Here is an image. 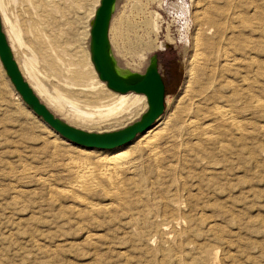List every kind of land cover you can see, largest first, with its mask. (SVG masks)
<instances>
[{
    "label": "rangeland",
    "instance_id": "374dc122",
    "mask_svg": "<svg viewBox=\"0 0 264 264\" xmlns=\"http://www.w3.org/2000/svg\"><path fill=\"white\" fill-rule=\"evenodd\" d=\"M56 1L4 0V6L10 19L21 27L25 41L33 43L34 38L30 33V26L47 30L48 34L54 31L56 34H61V37L57 36V38L61 41L59 43L63 56L73 61L81 57L76 62L83 65L87 58L91 59V53L86 45L87 42H80L81 48L84 47V49L80 53H76L77 45L69 42L71 34H73L70 31V26L73 20L77 19V13L91 10L94 0H81L82 2L80 0H69V2L68 0L65 2L58 0V3ZM253 1L259 3L263 7L261 9H264V0H235L234 6H227L224 0H121L115 11L110 31L114 55L124 66L135 69L134 73L138 74H144L151 57L157 56L159 71L166 84V107L162 117L171 114L178 105L186 104L184 92L186 84H190V77H193L191 86L196 92L199 89V92L201 90L204 93L207 92L208 97L215 96L216 98L229 96L230 89L225 87V82L229 79L233 80L236 76L232 72H226L225 68L222 69L224 65L222 61L209 62L207 71L211 67L210 71L204 74L200 73L201 76L199 74L197 76L195 73L197 63L195 64L194 59L203 51L199 41L208 39L209 42H217V40L214 41L216 38L213 29L202 17V11L208 10L214 5L219 6L227 13L235 12L239 17L240 20L235 22L236 25L239 24L238 26L242 29L245 28L244 35L239 38V41H243L247 45L251 40L249 41L246 36L252 30H256L255 35L258 34L255 43L259 66L258 94H256L257 99L264 102V12L257 13V16L251 12V16L244 19L245 23L248 21L247 25L240 23L241 16L251 10L249 8ZM50 6L55 8L52 9ZM48 7L52 10L57 8V13ZM48 9L51 11L50 13ZM78 10L80 11L78 12ZM59 20H63V22ZM85 21L82 20L83 23L79 24L77 29L81 30L87 23ZM83 39L86 37L83 36ZM43 40L39 41L41 45ZM43 47L47 50L50 46L48 43L46 45L44 43ZM212 70L214 71L211 72ZM208 74L213 76L208 77ZM43 81L50 88V83ZM203 85L207 87V90ZM212 87L215 89L211 90ZM187 101L189 100L187 99ZM145 102L148 103L147 98ZM216 102H221V99H216ZM202 103L204 108L209 106L207 101ZM247 109L240 118L243 128L246 127L244 130L247 135L239 144L244 143L239 147V152L237 149L227 152L219 149L217 152L216 150L215 152L218 154L214 152L212 160H216L213 161L210 171H206L205 164H192L191 169L183 170L181 173L184 177L180 182L187 181L186 187H182V183L170 181L155 182V174H148L147 179L142 182V186L144 189L152 190V193L155 192L153 197L151 196L152 198L141 195L142 199L134 197L131 200V197L126 196L127 203L122 206L121 210V207L115 206L111 200H105L104 197L98 196L95 198L99 205L97 211L79 213L84 211L83 205L78 203L80 202L78 199L72 198L73 196L68 190L76 175L62 167V164L68 163V157L72 162H80V160L82 161L81 155L88 152H92L90 157L94 159L98 154L112 155L132 150L137 139L145 132L130 143L110 151H106L107 149L103 151L90 150L78 146L63 139L51 129L52 134H50L45 124L17 99V93L0 62V264H111V260L112 264H149L150 262L153 264H177L179 260L181 262L179 261L178 264H264V109H257L255 119H249L251 117ZM66 110L68 111L66 114L71 116L72 107L68 106ZM59 116L64 117L65 115ZM65 118L68 121L69 118ZM80 128L82 127L77 126V129ZM100 129V126H96L94 129H86V131L97 133ZM251 139L252 141H250ZM232 140H226V143L234 146L236 143L233 144ZM230 161L231 163H229ZM38 179H47L48 182L40 184ZM137 181L140 182V177ZM154 182L155 184H153ZM162 183L164 184L162 185ZM150 186L152 187L150 188ZM189 186L192 187L191 194L194 193L193 199L188 198ZM127 188L130 189L128 190L129 194L135 191L141 192V189H137L133 183L129 184ZM19 191L23 193L18 194ZM200 193H203L201 198ZM162 194L166 197L167 203L182 200L181 202L185 201L184 204H186L190 201L191 208H184V213H180L179 217L184 218L185 214L192 213L191 219L188 216L182 218L183 222H180V225L182 224L180 226L175 224L174 217L164 216L162 218L163 215L158 214L164 205L165 198L162 200ZM182 194H185L186 197ZM204 194L205 197H203ZM14 198L17 200L15 201ZM140 200L143 204L144 201H147L145 205L152 203L154 215L152 214L148 218L141 215L143 204ZM112 204L116 207L115 209ZM98 210L101 212L99 211V213ZM199 212L200 214H197ZM120 213L123 214L120 215ZM81 214L86 215L82 216ZM128 219L132 220V223ZM135 227L136 229H134ZM175 232H178L177 236ZM136 234L137 236H135ZM145 236L146 239L152 238H148L147 241ZM183 236L186 239L182 238ZM176 240L178 241L176 242ZM185 242L187 245H184ZM193 244L198 245L194 246ZM166 245L168 247H164ZM109 250L111 252L107 253ZM216 251L218 258L214 261L212 258Z\"/></svg>",
    "mask_w": 264,
    "mask_h": 264
},
{
    "label": "bare ground",
    "instance_id": "6f19581e",
    "mask_svg": "<svg viewBox=\"0 0 264 264\" xmlns=\"http://www.w3.org/2000/svg\"><path fill=\"white\" fill-rule=\"evenodd\" d=\"M33 1H35V0H33ZM100 1L101 0H94L93 3L91 4V10H87L84 13H82L80 10H78V12L80 11L79 13H77L75 11L78 14V17H77V19L75 18L76 20L75 19L73 20V22L71 23V26L69 25L70 31H71V33H73V34H71V38H70L71 41H69V42H72V43L77 45L75 47L77 49L76 53H80L81 50L84 49V47L81 48L80 42H87L86 45L88 46V49L90 51L89 34H90V30H91V24L94 20L96 9L100 5ZM120 1L121 0L116 1L113 17L115 15V11H116L117 6L119 5ZM224 1H226L227 6L228 5L234 6L235 0H224ZM46 2L48 3V1H46ZM61 2H65V0L61 1ZM68 2H69V0H68ZM35 3L37 4V2H35ZM50 3H51V1H50ZM59 3H60V1H59ZM256 3H254V1H253V4L249 8L251 10L248 9L250 12L248 11L249 13L247 12L246 14H243L241 16L242 21L241 22L239 21L240 23L247 25L248 21L245 23L246 20H244V19H246L247 16H251L252 13L256 14V16H257V13L259 14V12H264V9H261L263 7H261V5L259 3H257V4ZM224 5H225V3H224ZM71 6H72V4H71ZM35 7H37V6H35ZM50 7H52V6H50ZM54 8L52 7V9H54ZM49 9H48L49 13L51 11H53L55 13L58 10L57 8H56V10L50 9L51 11ZM235 9H237V8H235ZM204 10L202 11V17L206 21V23H208L211 26V28L213 29L212 31L215 33L214 36L216 38L214 41L217 40V42H209L208 39L207 40H204V39L200 40L199 39L200 41L197 40L200 42V47L203 48V51H201V53L199 55H197L196 59H194L195 64L197 63L196 68H195V71H196L195 73H196V75L199 74L201 76L200 73L204 74V73L210 71L211 67L207 71L209 62L211 63V62L222 61L224 63V65L222 64L223 65L222 69L225 68L226 72H228V73L232 72L236 76L233 78V80L229 79V81L227 80V82H225V87L230 89V95L226 96V97L216 98L215 96L214 97H211V96L208 97L206 95L207 92L204 93L202 90L199 92V89H198V92H196L192 89L193 87L191 86V84H192L191 80L193 81V77H190V78L188 77L190 79V81H189L190 84H188V83L186 84L185 92H184L185 93L184 98L186 100V104L185 103H183L182 105L180 104L174 109V111L171 114H168L167 116L165 115L163 117L161 116L158 119V121L156 122V125H154L152 128L147 130L144 135H142L139 139H137L138 141L132 150L128 148L129 150H127V151L117 152V153L112 154V155H105L104 153L98 154L94 159H91V157H90V153H92V152H90V153L88 152V153H84V155H81L82 161L80 160V162H72V161H70V157H68L69 158V161H67L68 163L62 161L64 163H66V164H62V167L66 168L67 170L72 171L76 175L74 180L70 183L71 187L68 190H69V193L72 194V196H73L72 198L78 199L80 202H78V200H76V201L79 204L83 205L82 209H84V211H80L79 213H92V212L97 211V207L99 205L96 202L95 198L98 196L104 197L105 200L106 199L111 200V202H113L115 204V206L121 207V210L123 208L122 206L126 205V203H127L125 201L126 196L131 197V200L134 197L141 198L142 197L141 195H147V196L153 197V194L155 192L152 193L151 192L152 190L144 189L142 186V182L147 179L148 174H153V173L155 174V178H154L155 182L170 181L172 183H182V187L183 186L186 187L187 181L186 182H180V181H183V180H181L184 177L181 174L183 172V170L191 169L192 164L202 163V164H205L204 168L206 169V171H210V169H212V166H213V161L216 160V159L212 160V157H213L214 152L216 150H217V152L219 150L227 152V151H230L233 149H237V151L239 152V149H240L239 147L242 144H244V143H242L241 145H239L242 142L243 137H245L247 135V134L245 135L246 131L244 130V128H246V127L243 128V125L240 121L242 114H244V111L246 110V108H248L247 112H249V116L251 117L249 119H253L256 116L257 109H259V108L264 109V102H261L257 99V94H258L257 89H258V81H259L257 79L259 77V66H258V60H257V55H256L257 49H256L255 43L257 41L256 36L258 34L255 35L256 30H252L251 33L246 36L249 38V41L251 40L246 45L245 42L239 41V38L243 37V35H244L243 30L245 28L242 29L240 26H238L239 24L236 25L237 23H235V22L239 19V17L236 15L235 12L227 13V11L222 10V7L215 6V5L213 7L208 8V10H205V11ZM35 11L38 12L37 9H35ZM69 11L71 12L70 9H69ZM242 13H244V12H242ZM239 14H240V12H239ZM0 16H1L2 24H3L4 33L7 37L9 46L11 48V51H12L13 56L15 58V61L18 64V67L20 69L21 74L23 75V77L25 78V80L27 81L29 86L33 89V91L35 92L37 97L40 99V101L43 104H45V106L56 117H58L60 120L65 122L67 125L75 128V129H77V126H80L82 128H80L78 130H81V131H84V132L90 133V134H93V133H92V131H88V130H92L96 126H98V127L100 126L101 127L100 131L95 133V134H106V133H111V132H115V131H119V130H122L124 128H127L131 124L140 120L142 118V116L149 109L148 103L145 102L147 97L145 98L146 95H144V94H138L135 92L120 94V93H115V92L109 90L107 88L106 83H104L103 81H101L98 78L94 64L90 58L89 59L87 58L88 56L86 57L87 60L83 65L80 64L79 62L78 63L76 62L81 57L79 59L76 58L77 59V60L75 59L76 61H73L72 59H66V57L63 56L62 50L60 48L61 47V45H60L61 41H59V38H57V36L61 37L60 36L61 34L60 35L58 33L56 34L54 31H52L51 33L48 34L47 30L45 31L44 29H39L37 27L30 26V33L34 38V40L32 41L33 43H30V42L25 41L24 36H23V31H22L21 27L18 25V23H14L10 19V17L8 16L7 11L5 9V6H4V0H0ZM36 16H37V14H36ZM69 17L67 16V18H69ZM113 17H112V20H113ZM70 18L72 19V17H70ZM82 20H86L85 22H87V23H85L86 25H84V27L82 26L83 28L81 29L82 30L81 31L80 29H77V27L79 24L83 23ZM59 21L63 22V20H59ZM40 24L42 25L44 23H40ZM111 24H112V21H111ZM49 28H51V27H49ZM110 31H111V27H110ZM83 36H85L86 39H83ZM87 36H88V38H87ZM63 38L64 37L62 36V39ZM40 40L44 41L42 43V45L39 42ZM44 43H45V45L48 43V46H50L47 50H45L43 47ZM110 43H111V47H112V55H113V58L115 60L116 68H117L118 72L124 76H129L131 74H134L135 69L133 70L129 66H124L115 57L114 52H113L111 37H110ZM200 47L198 46L199 49H200ZM49 49H50V52H48ZM86 49H87V47H86ZM41 52L43 53V55ZM149 62H150V60H149ZM149 62H148V65H149ZM219 69H221V68H219ZM213 71L214 70H212L211 72H213ZM191 75H193V74H191ZM210 75L211 74H208L207 76L210 77ZM211 76H213V75H211ZM259 79H261V78H259ZM43 80L50 83V85H51L50 88L46 85V82L44 83ZM201 82H203V81H201ZM194 84H195V82H194ZM206 85H207V83H206ZM204 87H205V89L207 88L206 86H204ZM213 88L214 87H212L211 90H213ZM14 89H15V87H14ZM214 91H216V90H214ZM16 93H17V99L19 101H21L24 105H26V103L23 101V99L19 95V93L17 91H16ZM193 93H195V94H193ZM222 95H223V92H222ZM187 99L189 101H187ZM216 99H221V102H216ZM203 101L209 102V104H208L209 106L204 108L203 103H202ZM147 102H148V100H147ZM68 106L72 107L73 112L72 111L70 112L71 116H68V114H66V111H67L66 107H68ZM30 111L35 116H37L32 110H30ZM62 114L65 116L64 117L59 116ZM247 115H248V113H247ZM65 117L69 118L68 121L65 120L66 119ZM38 119L45 124L46 129L48 130V132L50 134H52V131L57 133L53 128H51L41 118L38 117ZM245 121H249V120H245ZM75 125H76V127H75ZM249 125H250V123H249ZM253 125H255V123H253ZM86 129H88V130L86 131ZM57 134L60 135L59 133H57ZM249 137H250V135H249ZM63 139H65V138H63ZM229 139H233L232 140L233 144H234V142L236 144L234 146L231 144H227L226 140H229ZM65 140H67V139H65ZM67 141H69V140H67ZM250 141H252V139ZM69 142H71V141H69ZM85 148H87V147H85ZM89 149L90 150H99V151L106 150V149H96V148H89ZM110 150L111 149H107L106 151H110ZM217 152H215V153L218 154ZM54 153H56V152H54ZM93 156H95V154ZM72 159H73V157H72ZM80 159H81V157H80ZM227 159L229 160V158H227ZM58 161L60 162V159ZM218 162H221V161H218ZM229 163H231V161ZM59 164L61 165V163H59ZM233 165H235V164H233ZM215 169H216V166H215ZM219 171H221V170H219ZM23 172H25V171H23ZM72 172H69V173H72ZM202 173H204V172H202ZM209 173H211V172H209ZM215 173H218V172H215ZM25 174H26V172H25ZM72 176H74V175H72ZM194 176H195V174H194ZM200 176H201V174H200ZM139 177H140V182L137 181V179ZM223 179H224V177H223ZM38 180L37 181H38V183L40 182V184H45L48 182L47 179H38ZM155 182L153 184H155ZM131 183H133L135 185V187H137V189H141V192L135 191V192L131 193L129 191L130 192V194H129L128 190H130V189L127 188V186L129 184L131 185ZM208 183H206V184H208ZM163 184L164 183H162V185ZM197 184H195L196 187H197ZM211 184H209V185H211ZM195 185H194V187H195ZM223 185H224V183H223ZM167 186H169V185H167ZM203 186H204V184H203ZM151 187L152 186H150V188ZM189 187H190V191H189L188 198L193 199L194 193L191 194L192 187L191 186H189ZM226 187H225V190H226ZM177 188H179V187H177ZM21 192L22 191H19L18 194H20ZM197 192H198V190H197ZM158 194H159V192H158ZM201 194H203V193H200V198H201ZM173 195H174V193H173ZM183 196H185V194ZM161 197H162V200H163V198H165L163 200L164 205H162L163 209L160 210L161 212L159 211L158 214L161 213L163 215L162 218H164V216L174 217V220H176L175 224L177 223L178 225H180V222L182 221L183 217H179V215L182 212L184 213V211H183L184 208L185 209L191 208V205H190L191 202L188 201L186 204H184L185 201L181 202L182 200L181 201L177 200V201H172V202L167 203V199L163 194L161 195ZM203 197H205V194ZM206 197H207V195H206ZM210 197H211V195H210ZM15 198H16V196H15ZM16 200L17 199H15V201ZM199 200H201V199H199ZM146 202L147 201H144V204H143V202L141 201V203L143 204L142 210H141V213H142L141 215L144 216V218H148L152 214L154 215V213H152V210H153V206L151 205L152 203L145 205ZM153 203H154V201H153ZM112 206H113V204H112ZM197 207H199V206H197ZM115 208L116 207L113 206V209H115ZM101 209H102V207H101ZM113 209L111 208V210H113ZM99 211L101 212V210H98V212ZM103 211H106V210L103 209ZM125 212H127V211H125ZM136 213H138V212H136ZM232 213H233V211H232ZM112 214L115 215V213H112ZM121 214H123V213H120V215ZM191 214H188V215L185 214V215L191 219V216H192ZM197 214H200V212ZM83 215H86V214H83ZM108 215H110V214H108ZM108 215H106V216H108ZM141 215H139V216H141ZM111 216H113V215H111ZM128 216H130V215L128 214ZM194 219H196V218H194ZM134 220H136V219L134 218ZM109 221H111V220H109ZM141 222H142V220H141ZM151 222H150V224H151ZM164 222H166V221L164 220ZM171 222H172V220L170 218V223ZM127 223H128V221H127ZM199 223H200V221H199ZM194 224H196V223H194ZM132 225H134V224H132ZM190 225H192V224H190ZM166 226H167V224H166ZM213 226L216 227V225H213ZM186 228H189V227L186 226ZM134 229H136V227ZM194 229L196 230L195 227H194ZM141 230H143V229H141ZM166 230L168 231L167 228H166ZM183 230H184V228H183ZM138 232H139V230H138ZM148 232H149V230H148ZM170 233H173V232H170ZM177 233H176V236H177ZM182 233L184 234L183 231H182ZM190 233H192V232H190ZM137 234L139 235V233H137ZM137 234L135 236H137ZM145 234H146V232H145ZM150 234H151V232H150ZM181 236H182V234H181ZM143 237H144V235H143ZM148 238H150V237H148ZM168 238H169V236H168ZM182 238H184V236ZM93 239H94V237H93ZM138 239H139V237H138ZM145 239H146V236H145ZM171 239H172V237H171ZM184 239H186V238H184ZM166 240L168 241L167 238H166ZM178 240H176V242ZM223 241H225V240H223ZM164 243H165V241H164ZM219 243H221V242H219ZM180 244L181 243L179 242V245ZM148 245H150V244L148 243ZM184 245H187L186 242ZM193 245L197 246L198 244L197 245L193 244ZM164 247H168V246L166 245ZM200 247H202V246H200ZM103 248H105V247H103ZM95 249H97V248H95ZM110 249H112V248H110ZM175 249H177V248H175ZM198 249H199V247H198ZM184 250H185V248H184ZM208 250H210V249H208ZM217 250H219V249H217ZM97 251H98V249H97ZM162 251H163V249H162ZM109 252H111V251L109 250L107 253H109ZM114 252H116V251H114ZM200 253L202 254L201 251H200ZM119 254H118V256H119ZM187 254H189V253H187ZM201 256L203 257V255H201ZM205 257H206V255H205ZM146 258H147V256H146ZM217 258H218V252L216 251V252H214L212 259L215 261V260H217ZM201 260H203V259H201ZM179 261L181 262V260H179ZM178 262H177V264H178ZM111 264H112V260H111ZM143 264H145V263H143ZM151 264H153V263H151Z\"/></svg>",
    "mask_w": 264,
    "mask_h": 264
},
{
    "label": "water",
    "instance_id": "95a60500",
    "mask_svg": "<svg viewBox=\"0 0 264 264\" xmlns=\"http://www.w3.org/2000/svg\"><path fill=\"white\" fill-rule=\"evenodd\" d=\"M117 0H101L90 30L91 60L101 81L115 93L144 94L149 109L142 118L127 128L106 134H90L75 129L56 117L29 86L20 72L4 33L0 16V61L15 90L28 108L72 143L96 149H114L133 141L149 130L165 112L166 85L159 71V60L152 56L144 74H120L112 55L110 27Z\"/></svg>",
    "mask_w": 264,
    "mask_h": 264
},
{
    "label": "flooded vegetation",
    "instance_id": "af4514ba",
    "mask_svg": "<svg viewBox=\"0 0 264 264\" xmlns=\"http://www.w3.org/2000/svg\"><path fill=\"white\" fill-rule=\"evenodd\" d=\"M166 85V84H165Z\"/></svg>",
    "mask_w": 264,
    "mask_h": 264
}]
</instances>
